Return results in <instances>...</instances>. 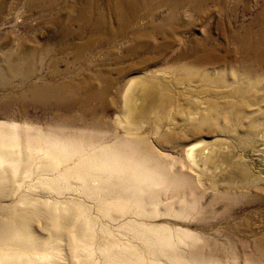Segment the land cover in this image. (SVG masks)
Returning a JSON list of instances; mask_svg holds the SVG:
<instances>
[{"label": "rangeland", "instance_id": "obj_1", "mask_svg": "<svg viewBox=\"0 0 264 264\" xmlns=\"http://www.w3.org/2000/svg\"><path fill=\"white\" fill-rule=\"evenodd\" d=\"M87 1L0 0V66L29 48L41 51L55 43L57 55L65 59L57 68L67 73L59 81H70L76 88L70 111L59 104V109L51 112L27 99H8L21 94L32 82H51L46 76L48 65L37 62L38 73L29 82L23 83L16 77L9 81L11 85L0 83V132L14 131L16 137L21 127H27L29 140L42 146L40 156L70 148V153H74L56 168L35 170V164L20 183L13 181L19 185L17 192L11 199L0 201V205L25 207L40 203V209L51 211L57 204L61 209L71 207L75 217L79 208H84L94 232L92 244L87 243L85 249L92 255L94 252L100 264H108L114 256L120 259L143 256L148 262L158 261L157 264H264L254 245L264 230V61L259 65L243 62L232 37L234 33L246 34L245 28L264 33V0H202L198 11L192 2L185 0L177 7L178 20L173 27L177 32L171 42L161 33L153 40L135 42L128 31L112 44H104L99 41L100 33L91 29L92 48L85 45L79 34L82 9ZM113 1L118 0L92 3L98 8L92 14H101L110 26L115 24L110 10ZM150 1L159 2L140 19L142 25L159 20L168 12L166 0ZM64 26L76 34L63 32ZM108 33L105 29L102 35ZM206 36L209 39L203 47L201 43ZM67 42L69 46H65ZM179 42L184 43L186 52L200 53L207 47L218 58L201 64L171 58L180 47ZM76 52L81 55L79 60L75 59ZM178 78L184 81L177 83ZM159 81H168L176 90L173 101L163 105L166 114L153 115L143 110L137 113L136 120L131 118L128 126L126 117L134 113V109L125 105L129 86L141 84L144 91H150ZM104 86L107 88L104 97L87 105L84 100L87 94ZM209 96L222 104L228 99L236 101L227 108L233 115L220 116L215 121L201 119ZM240 103L245 105L237 109ZM218 132L227 137L214 139ZM188 149L194 150L196 156L190 155ZM201 150L202 156L197 155ZM17 153L14 148L10 158H18ZM91 155L96 157L93 162L98 169H88L82 174L78 167L76 170L70 167ZM112 162L123 164L112 165L115 168L111 166L110 170L108 165ZM228 167L245 169L246 177L230 173ZM107 172L115 175L110 177ZM14 184L11 181L12 187ZM132 200L137 203L120 211L122 204ZM151 202L155 205L148 206ZM156 230L171 232L170 243L163 247L153 245L149 237Z\"/></svg>", "mask_w": 264, "mask_h": 264}, {"label": "bare ground", "instance_id": "obj_2", "mask_svg": "<svg viewBox=\"0 0 264 264\" xmlns=\"http://www.w3.org/2000/svg\"><path fill=\"white\" fill-rule=\"evenodd\" d=\"M166 1H167L166 5H167V9H168V12L166 13V15L161 16V18H159V20L152 19V21H149L145 25L140 24V19L144 18V14H148L149 11H152V9L158 5L157 3L159 1H150V0H118V1H113L111 6H110V10L112 12L111 11L110 12L113 15V18H114L113 23H115V24H114V26H110L109 24L105 23L101 14L98 13L97 15H94L95 12H98V10H97L98 8L96 7V9H95L94 6L92 5L94 0H88L87 4L82 9L81 22L79 23L80 32L79 31L78 32H79L80 36H82V39H83L85 45L90 46V47L92 45V36H91L92 30L91 29H95L96 32L100 33L99 41L101 43H104V44H112L114 42V40H116L117 37L125 35L126 32H128V31H130L132 33V38H133V41H135V42L143 41L145 39L153 40L154 36L156 34H160V33L163 34L167 38V40L171 42V39L174 37L175 33L177 32L175 29H173L174 25L177 24L175 22L178 20L177 13H176L177 7L180 6L182 3H184L185 0H166ZM189 1L192 2L194 10L198 11L199 5L202 2V0H189ZM92 12H94V13L92 14ZM95 17L99 19L98 20L99 23L97 22ZM146 22H147V20H146ZM63 28H66L65 30L62 29L63 32L68 31L71 35L76 34V32H72L71 29H69V27H67V26H64ZM105 29H108L109 33L107 35L103 36L102 33L104 34ZM245 32H246V34H243V35L239 34V33H234V34L232 33L233 34V36H232L233 40H234V42H236V50L235 51L241 57L243 62L250 63L252 65L253 64L259 65V64H261V62L264 61V33H263V31H259V32L254 33V32H252V30L250 28H245ZM207 39H209V38L206 36L204 38V41L201 43L203 47L205 46ZM54 44L48 45L46 48H44L41 51H39L38 49H30L29 48L20 54H16L11 59L6 60L5 63L3 64V66H0V83H3L4 85H7V84L9 85L10 84L9 81L12 78H16V77L19 78L20 81L23 83L29 82L31 77L33 75L35 76L38 73L36 71L37 70L36 69V63L37 62H40L42 65H46V66L48 65L50 67L46 76H48L51 79V82L43 83V84H40L39 82H32L30 87L28 89H26L25 91H23L21 94H18L15 96L11 95L8 99H10V100H15V99L18 100L19 99V101L27 99L31 103H33L34 105L40 107L41 109H43V110L49 109L51 112L57 111L59 109V107H58L59 104H62L64 106L65 111H70L71 106L74 103L75 97H73V96H74V92H75L76 88L74 87L73 83H71L70 81H63V82L59 81V78L62 75H66L67 73L63 72L57 68V65L59 64V62L65 61V59L63 57H60L57 55L58 54L57 50H56L57 45H54ZM69 44H70V42H67L65 44V46H69ZM183 44H184L183 42H179L180 47L178 48V50L175 53L171 54V58L178 59V60L186 58L190 62L194 61L198 64L207 62L209 60L213 61V60H216L218 58L216 56V54L212 53L207 47H205L204 50L200 53L195 52V51H191V52L187 51L186 52L184 50ZM71 49H73V48H71ZM65 51L66 50H64V52ZM75 56H76V58H75L76 60H79L80 59L79 57H81V55L78 52L75 53ZM249 72H251V69H249ZM204 75H205V73H204ZM209 75H211V74H209ZM212 75H213V73H212ZM179 76H181V74ZM182 77H184V76H182ZM84 78H85V76H84ZM149 78H147V79H149ZM53 79H57L58 81L56 83L54 81L52 82ZM181 79L177 80V83L184 81V80L181 81ZM208 79H209V77H208ZM162 80H164V79H162ZM211 80H213V79L211 78ZM170 82H171V80H170ZM158 83H157L158 85H156V87H154L153 90H150V91H148V90L144 91L143 90L144 87L141 86V84H139L138 86L137 85H130L129 86V88H128L127 92L125 93V96H124L125 105L128 108L134 109V113H131L130 118H128V116L126 117L128 126L131 125V122H130V121H132L131 118H134L133 120H136L137 119L136 115L140 111L145 110V111H147L153 115L155 113H158V112L159 113L161 112L162 114L165 113L166 107L164 108L163 105H166L165 102H167L168 100L173 101L172 99L174 96V91H176V90H173V86H171L172 84L170 85V83L168 81L167 82L166 81H159ZM187 85H188V83H187ZM190 86H193V85H190ZM200 86H201V84H200ZM210 88H212V87H210ZM85 89H87V86ZM106 89L107 88L104 86L103 88L98 89V90H93V91L91 90V93L87 94L88 96L84 99L86 101L85 103L87 105H90L93 101H95L97 99H102L104 97ZM193 89L195 90L196 88H192V90ZM225 89H227V88H225ZM10 90H11V88H10ZM177 90L179 91V88H177ZM218 90H220V89L218 88ZM230 90H232V89H230ZM240 90H241V88H240ZM183 92H185V91H183ZM188 92H189V90H188ZM175 94H177V93H175ZM194 94H195V92H194ZM179 95H181V94H179ZM183 96H184V94H183ZM11 97H13V98H11ZM213 98H215V97H213ZM213 98L211 99V97H210V99H208L207 101L205 100L206 105L205 104L204 105L206 106V109L204 110V113L202 115H200L201 119H210V120L215 119L216 120V119H219L220 116L223 117V116H232L233 115V112L228 111L227 108L233 107V105L236 101H234L232 99H228L225 102L223 101V104H222V102L220 103L219 100L217 101L216 98H215L216 100ZM189 100H190V98H189ZM222 100H224V98ZM62 105H60V106H62ZM101 105H103V104H101ZM244 105H245L244 103H240V106H238L237 109L244 107ZM172 107H174V105ZM183 107H182V109H183ZM185 107H186V105H185ZM262 109H263V107H262ZM127 111H128V109H127ZM236 112H238V111L236 110ZM177 113H178V111H177ZM251 114H254V113H251ZM188 115H189V113H188ZM238 115L236 116L237 118H238ZM54 117L56 119H58V116H54ZM236 117H234V118H236ZM246 117H247V115H246ZM8 121H10V120L8 119ZM13 122H15V121H13ZM13 122H11V123L14 124ZM31 128H33V127H31ZM133 128L136 129V127H133ZM15 129H17V128H15ZM8 132L9 133L0 132V201H5L6 199H11L12 197H14L13 196L14 192H15V190H17L16 188H18L17 186H19V185L16 186L14 184V182L20 183V181L23 179V175L28 174L30 171H32L33 166H35V164H36L35 170L39 169L42 171V169H44L47 166L55 167L56 165L57 166L61 165L62 162L65 159H67V157L74 154L73 152H72V154L70 153L71 148L69 147L70 148L69 151H68V149H66V151H63L62 153H59L56 151H54V152L50 151L49 153H46L45 155L40 156V153H42L41 151L43 150L42 146H41V144L38 145L39 142L36 141L37 139L35 140L37 142L36 144H33L29 140L30 139L29 135H31V134H29L27 127H24V128L21 127V130H19L17 132L16 137H13L15 134L14 131H8ZM128 132H130V131H128ZM131 133H132V131H131ZM48 135H50V134H48ZM51 137L52 136H50V138ZM55 137H57V136H55ZM226 137L227 136L224 134V132H218L214 139H221V138H226ZM53 138H54V136L52 137V139ZM34 139H35V137H34ZM66 140L68 141V138ZM71 145H73V144H71ZM74 146H75V144H74ZM14 148H16L18 151V153H17L18 158L17 157L16 158H13V157L10 158ZM48 150H49V148H48ZM78 150H80V149H78ZM187 152H189L190 155H192L194 157L196 156V152L192 149H188ZM99 153H103V151L100 150ZM202 153H203V151L201 150V151L197 152V155L199 154L202 156ZM98 154L96 156H98ZM216 154H218L217 151H216ZM94 155H95V152H94ZM100 156H101V158L103 157L102 155H100ZM95 158H93V156L91 155L88 159H86L85 161H82L80 164L71 165L70 167L73 168L74 170H76V167H78L80 170H82L81 173L85 174V172L88 169L89 170L98 169V166H96L95 162H93V159H95ZM227 162H229V161L227 160ZM110 164L108 165L109 169L111 168L112 165H114V163L111 165ZM116 164L114 165L115 167H121L123 162H122V164H120V163L117 164L118 166ZM101 166H103V165H101ZM104 167H101L100 170L102 169V171H103ZM115 167H113V168H115ZM122 168H123V166H122ZM209 168H210V165H209ZM222 168H223V166H222ZM230 168H229L231 170L230 173L238 172V174L241 173L243 175L245 172V169H243V168H238V169H235V168L232 169V167H230ZM53 169L54 168H52V171H53ZM109 169L107 170L108 172L110 170H112V169H110V170ZM234 169L237 171H235ZM70 170H72V169H70ZM74 170H72V171H74ZM114 170L116 171V169H114ZM45 171H47V170H45ZM97 171H99V170H97ZM38 172L40 173V171H38ZM105 172H103V173H105ZM108 172L106 174H109ZM110 172H113V171H110ZM31 173H33V172H31ZM82 174H80V175H82ZM109 175H111L110 177H113L112 175H115V174L110 173ZM117 175H119V174H117ZM11 177H12V179L14 177L15 180H11ZM243 177H246V174H244ZM11 181L15 185V187L14 186L12 187ZM27 200H29V199H27ZM49 200H47V202H49ZM150 200H147V201H150ZM20 201H21V203L23 202V200H20ZM152 202H151V205H148V206L155 205ZM28 203L31 204L30 202H28ZM49 203H47V205ZM59 203H61V202H59ZM136 203H137L136 200H132V202L122 204L120 211H126L130 206H132V204H136ZM32 204H33V202H32ZM38 205H36V206H33V205L32 206H26L25 205V207H22L20 205L17 207H14V206H12V204L0 205V209H1V212H0V264H66L65 260H67L69 262V264H100V261L97 260L93 256V255H95L94 252L92 255L90 253H87L86 249H85V248H88L87 243H89V245L92 244V243L90 244V242L92 241L91 240L93 238L92 234L94 232H92V229L89 225V222L85 217L86 211L84 208H82V207L79 208V206H78L79 211L75 217V216H73L74 210H72V208L68 207V206L61 209L59 207H56V205H57L56 204L53 209H52L53 206L52 207L49 206L52 209L51 211L50 210L43 211L42 209L39 208ZM114 205H116V204H114ZM59 206H60V204H59ZM73 208H75V207H73ZM77 209H75V210H77ZM106 209H109V208H106ZM147 209L148 210H155L154 207L151 209L148 207ZM114 210L116 211V208ZM111 211H112V209H111ZM148 212H146V213H148ZM83 214H84V216H83ZM119 218H120V216L118 217V219ZM134 227H135V225H134ZM157 229H160V228H157ZM91 232H92V234H91ZM171 235H172V233L168 232L166 230H162L161 232L156 230L152 233V236L149 237V239H150V242L153 243V245H155V246L158 245V246L163 247L165 244L167 245L168 243H170V241L172 240ZM67 236L69 237V239ZM146 236H147V234H146ZM70 237L72 238V240H70ZM63 240H66V242L63 243L64 242ZM115 240H114V242H115ZM70 241H72V243ZM254 245H255V250L261 256V258L264 260V230L260 233V236ZM254 245H253V247H254ZM171 246H172V244H171ZM79 247H81V249ZM161 247H160V249H161ZM66 248H67V250H66ZM90 248H92V247H90ZM65 250H66V252H65ZM87 250H91V249H87ZM133 254H135V253H133ZM129 255H132V254H129ZM104 258H107V257H104ZM254 260H255V258H254ZM157 262L158 261L148 262L146 260V258H144L143 256H139V257H130L129 256V257H125L123 259L115 258V256H114V259L113 258L110 259L108 264H157ZM160 262H163V261H160ZM249 262H250V260H249Z\"/></svg>", "mask_w": 264, "mask_h": 264}]
</instances>
